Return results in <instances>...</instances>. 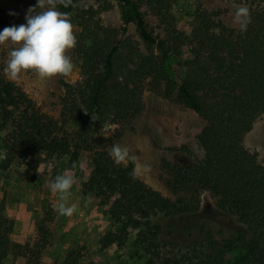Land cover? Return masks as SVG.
I'll return each instance as SVG.
<instances>
[{"label":"trees","instance_id":"1","mask_svg":"<svg viewBox=\"0 0 264 264\" xmlns=\"http://www.w3.org/2000/svg\"><path fill=\"white\" fill-rule=\"evenodd\" d=\"M117 1L124 33L128 24H135L150 50L143 53L129 37L114 41L115 30L107 34L100 25L91 30L87 25L90 10L83 9L76 49L84 78L65 84L61 112L63 123L71 118L80 126L76 136L22 88L6 83L0 88V129H10L3 137L0 165L6 168L20 161L35 172L48 158L67 154L73 165L86 151L92 171L84 189L109 205V214L120 228L107 231L101 238L103 245L123 244L130 230H135L137 241L149 253L143 264H159L169 246L184 253L182 259L164 258L163 264H264V158L259 160L243 144L244 135L264 112V0H239L251 12L246 32L202 10L196 12L189 34L173 29L169 40L148 29L142 8L148 5L167 17L177 0ZM57 6L65 12L78 9ZM123 48H128L130 56ZM174 55L183 60L179 76L172 68ZM145 85L194 110L205 121L198 137L202 156L162 160L166 184L176 199L147 186L133 160L115 166L109 150L99 146L107 138L94 134L88 138L107 119L125 123L136 117ZM203 190L212 194L213 203L200 204ZM13 227L12 218L0 216V264L10 254L39 259L49 238L45 224L25 243L11 240ZM83 248L69 249L63 261L54 264H98L95 259L81 262ZM230 253L234 256L228 257Z\"/></svg>","mask_w":264,"mask_h":264},{"label":"rangeland","instance_id":"2","mask_svg":"<svg viewBox=\"0 0 264 264\" xmlns=\"http://www.w3.org/2000/svg\"><path fill=\"white\" fill-rule=\"evenodd\" d=\"M36 2L37 0H0V30L25 23L27 9ZM235 5L244 6L239 0H177L173 2L167 17L148 5L143 6L142 10L148 29L155 36L169 40L168 38L173 36V29L189 34L196 12L202 10L210 12L213 18L228 27L239 28L233 22ZM83 9L90 10L87 14V25L91 30H95L97 25L107 29V34L115 30L112 36L114 41L129 37L134 47L138 46L143 53L150 50L140 40L135 24H128L124 33L121 5L117 0H80L78 9L66 12L78 42L82 36L79 13ZM57 10L65 12L58 6ZM102 31L101 34L104 33ZM86 42H90L89 38ZM10 50V45H0V88L6 83L22 88L43 111L62 123L71 136H76L80 126L73 124L71 118L63 123L61 115L65 84H74L84 78L82 59L76 46L67 52L74 64L69 76L41 78L34 70H29L22 71L16 81H10L4 75ZM123 50L125 55L130 56L128 48ZM154 52L159 53V50L154 47ZM182 61L180 55H174L172 68L175 76L183 73ZM140 96L142 109L136 117L125 123L107 119L97 132H89L88 138L93 134L96 138H107L106 141H100L99 146H105L109 151L113 144L127 147L130 155L134 157L132 160L135 162L138 177L163 196L176 199V195L166 184L162 160L165 157L171 160H194L202 156L198 137L205 121L194 110L163 96L147 85L142 89ZM113 128L116 131L110 132ZM9 129H0V163L3 157V137ZM243 144L249 151L255 152L259 160L264 158V112L256 118L251 130L244 135ZM69 158L67 154L48 158L35 172L28 171L20 161H15L6 168L0 165V216L10 217L14 221L11 240L16 243L31 242L42 223L48 228L49 237L37 261L28 260V256L24 254H10L3 264H54L63 261L69 249L82 245L85 246L82 263L95 259L98 264H143L149 253L145 246L137 241L135 230H130L123 244H102L101 238L107 231L120 230L119 223L110 216L106 202L84 189V182L92 171L88 152L83 151L73 165L70 164ZM144 165L149 166L148 169H145ZM60 174L73 175L75 179L71 194L67 198V206L76 205L77 210L70 217L60 216L54 211V206L59 203V194L51 192L48 188L49 181ZM214 200L208 190L201 191L199 201L202 206L208 202L213 203ZM183 253L179 247L169 246L162 252L158 263L163 264L164 258L172 256L182 259ZM227 256L232 257L234 253ZM196 262L192 261V264Z\"/></svg>","mask_w":264,"mask_h":264},{"label":"clouds","instance_id":"3","mask_svg":"<svg viewBox=\"0 0 264 264\" xmlns=\"http://www.w3.org/2000/svg\"><path fill=\"white\" fill-rule=\"evenodd\" d=\"M57 5L64 8L78 7L74 0H37L27 9L25 23L4 27L0 30V45H10L4 75L10 81L19 79L21 72L34 70L41 78L69 76L74 64L67 52L77 45V37L73 24L66 12L57 10ZM12 14V13H10ZM233 22L239 26L240 32H246L251 23V12L246 6L235 5ZM113 128L110 132H115ZM109 156L115 166H126V162L134 159L127 147L113 144ZM145 169L149 166L144 165ZM131 178L135 179L133 172ZM75 183L73 175L60 174L50 180L48 188L59 194V203L54 211L60 216H72L77 206H67V198Z\"/></svg>","mask_w":264,"mask_h":264}]
</instances>
